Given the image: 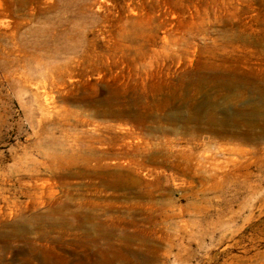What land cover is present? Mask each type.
I'll return each mask as SVG.
<instances>
[{
    "label": "rangeland",
    "instance_id": "374dc122",
    "mask_svg": "<svg viewBox=\"0 0 264 264\" xmlns=\"http://www.w3.org/2000/svg\"><path fill=\"white\" fill-rule=\"evenodd\" d=\"M263 145L264 0H0V264L254 263Z\"/></svg>",
    "mask_w": 264,
    "mask_h": 264
},
{
    "label": "bare ground",
    "instance_id": "6f19581e",
    "mask_svg": "<svg viewBox=\"0 0 264 264\" xmlns=\"http://www.w3.org/2000/svg\"><path fill=\"white\" fill-rule=\"evenodd\" d=\"M246 69V68H245ZM248 70V69H247ZM250 72V71H249ZM251 73V72H250ZM221 76V75H220ZM218 77V76H217ZM222 78V77H221ZM229 78V77H228ZM215 80V79H214ZM222 80V79H221ZM220 80V81H221ZM225 80V79H224ZM237 80V79H236ZM236 80H234V81H236ZM213 81V80H212ZM216 82V81H215ZM222 82V81H221ZM226 82V81H225ZM245 82V81H244ZM207 83V82H206ZM220 83V82H219ZM208 84V83H207ZM221 84V83H220ZM223 85H224V83H222ZM208 86V85H207ZM210 86V85H209ZM227 86V85H226ZM211 87V86H210ZM216 87V86H215ZM218 87H219V85H218ZM231 87V86H230ZM245 87V86H244ZM223 89H225V88H223ZM208 90V89H207ZM228 90V89H227ZM214 91V90H213ZM220 91H222V90H220ZM217 93V92H216ZM239 93V92H238ZM212 95V94H211ZM246 95V94H245ZM207 96V95H206ZM209 96V95H208ZM213 96H215V95H213ZM218 98V97H217ZM216 98V99H217ZM206 99V98H205ZM204 99V100H205ZM214 99H215V97H214ZM230 99V98H229ZM248 99V98H247ZM213 100V99H212ZM231 100V99H230ZM245 100V99H244ZM195 101V100H194ZM229 101V100H228ZM234 101V100H233ZM205 102V101H204ZM213 102V101H212ZM217 103V102H216ZM223 103V102H222ZM230 103V102H229ZM241 103V102H240ZM185 104V103H184ZM187 104V103H186ZM205 104H206V102H205ZM237 104V103H236ZM191 105H192V103H191ZM207 105V104H206ZM215 105V104H214ZM222 105H224V104H222ZM242 105V104H241ZM247 105V104H246ZM255 105V104H254ZM209 106V105H208ZM207 107V106H206ZM232 107V106H231ZM230 107V108H231ZM235 107V106H234ZM225 108H227V107H225ZM256 108V107H255ZM215 109V108H214ZM209 110V109H208ZM249 110V109H248ZM186 111H188L187 109H186ZM191 111H192V109H191ZM251 111V110H250ZM200 112V111H199ZM205 112V111H204ZM222 112V111H221ZM193 113V112H192ZM240 113V112H239ZM198 114V113H197ZM196 114V115H197ZM192 115V114H191ZM194 115V114H193ZM183 116V115H182ZM189 116V115H188ZM187 116V117H188ZM225 116V115H224ZM191 117V116H190ZM205 117V116H204ZM195 118V117H194ZM181 119V118H180ZM210 119V118H209ZM231 119V118H230ZM187 120V119H186ZM185 120V121H186ZM219 120V119H218ZM227 120V119H226ZM241 120V119H240ZM191 121V120H190ZM194 121H195V119H194ZM246 121V120H245ZM189 122V121H188ZM197 122V121H196ZM195 122V123H196ZM209 123H211V122H209ZM185 124V123H184ZM183 124V125H184ZM204 124V123H203ZM221 124V123H220ZM258 125H259V123H257ZM255 125H256V123H255ZM204 126V125H203ZM188 127V126H187ZM193 127V126H192ZM196 127V126H195ZM256 127V126H255ZM260 127V126H259ZM262 127V126H261ZM224 128V127H223ZM250 129V128H249ZM255 129V128H254ZM259 129V128H258ZM261 129V128H260ZM223 130V129H222ZM253 130V129H252ZM234 131V130H233ZM246 131V130H245ZM241 132V131H240ZM263 132V131H262ZM262 132H261V134H262ZM215 133H216V131H215ZM243 133V132H242ZM258 133V132H257ZM222 134V133H221ZM220 134V135H221ZM259 136V135H258ZM225 137V136H224ZM259 137H261V136H259ZM220 138V137H219ZM222 138V137H221ZM168 139V138H167ZM224 139V138H223ZM213 144V143H212ZM239 147V146H238ZM237 147V148H238ZM251 148H252V146H251ZM207 149V148H206ZM208 150V149H207ZM230 151H232V149L231 148H228V147H225V146H222V145H220V146H218L217 147V151H216V153H231ZM245 151V150H244ZM251 152H253V155L252 156H250L249 157V162H246V163H244V164H241L242 163V161H239V159L237 158V156H234V157H230L229 158V161L230 162H232L233 163V165H234V167L232 168V169H234V171H236V170H238V168L239 167H241V166H244V167H248V165L249 164H252V163H255V164H257V166L259 167V169H261L260 171H261V176L259 177V182L260 183H264V169L262 168V166H263V164H262V162H264V145L261 147V149H259L258 147L256 148V147H254L253 149H252V151ZM200 164H202L201 162H199ZM238 167V168H237ZM237 168V169H236ZM210 174V177L215 181V180H217L218 178L219 179H222V177H223V175H221V174H217L215 171H213V172H210L209 173ZM237 174V176H241L242 175V173H236ZM246 174H247V172H246ZM247 176V175H246ZM246 176H245V178H246ZM253 176V175H252ZM232 180V179H231ZM231 182V181H230ZM243 182V181H242ZM232 183H235V184H237V183H239V180H236V179H233L232 180ZM252 187H253V189H256L257 187H258V185L257 184H254V185H251ZM247 211V216H248V218L247 219H249V218H251V217H254L255 216V211H260V212H263L264 211V201H261V202H258V203H252V204H250V206L248 207V209L246 210L245 209V207H242V208H240V210L238 211V213L235 215V216H233V217H230V218H228V219H226V220H223L222 222H223V224L224 225H226L227 227H228V229H231L232 230V228L236 225V223L238 222V220H239V218L240 217H242L244 214H245V212ZM220 228H221V226H219ZM224 228H225V226H224ZM221 230H223V229H221ZM239 231H240V229H238ZM217 231H219V230H217ZM214 235V234H213ZM212 235V236H213ZM233 236H234V234H233ZM250 264H264V255H262L261 256V258L260 259H257V260H255V262L254 263H250Z\"/></svg>",
    "mask_w": 264,
    "mask_h": 264
}]
</instances>
